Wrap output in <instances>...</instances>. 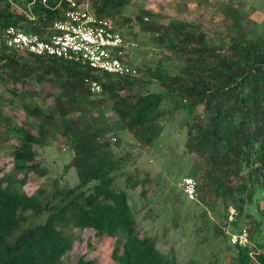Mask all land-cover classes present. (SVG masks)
Instances as JSON below:
<instances>
[{
  "label": "trees",
  "instance_id": "1",
  "mask_svg": "<svg viewBox=\"0 0 264 264\" xmlns=\"http://www.w3.org/2000/svg\"><path fill=\"white\" fill-rule=\"evenodd\" d=\"M12 1L23 9L32 2ZM89 1L92 11L118 30L115 17L128 0ZM59 3L33 4L35 19L30 20L9 0H0V82L12 85L6 102L0 96V128L12 159L10 172L0 166V264H65L74 230L114 238L116 264H178L173 254L158 250L153 237L140 234L126 189L145 186L148 179L133 180L128 155L119 156L111 142L126 131L141 147H151L162 135L165 116L174 112L185 114L184 154L190 160L187 175L196 182L195 202L225 221L233 206L234 231L242 229L241 218L250 219L246 247L231 245L225 230L212 224L219 251L234 264H264V39L241 33L246 17L234 7L227 14L238 32L216 43L188 21L163 23L141 8L134 17L139 30L163 57L155 67L135 65L137 77L6 47L8 27L46 34L60 17ZM127 56L122 61L133 65ZM87 79L97 81L101 92L92 93ZM166 103L169 110L163 109ZM7 106L22 114L19 124L5 112ZM57 137L72 152L64 171H74L77 184L61 186L53 179L48 189L25 191L48 176L34 147L48 146ZM252 209L259 219L248 213ZM207 214L202 211L200 218L208 224ZM216 257L207 264H220ZM72 264L95 262L82 255Z\"/></svg>",
  "mask_w": 264,
  "mask_h": 264
},
{
  "label": "rangeland",
  "instance_id": "2",
  "mask_svg": "<svg viewBox=\"0 0 264 264\" xmlns=\"http://www.w3.org/2000/svg\"><path fill=\"white\" fill-rule=\"evenodd\" d=\"M233 1L128 0L124 11L115 19L116 26L125 40L130 63L136 66L155 67L163 57V52L150 43V36L139 30L134 17L141 8L157 14V20L163 23L169 20L188 21L204 31L208 39L216 43L220 36L237 34L238 31L227 14L228 7H234L241 16L246 17L241 33L247 38L264 39V0ZM132 44L135 46L132 47ZM9 88H12L11 84L0 82V96L5 102L10 97ZM43 88L46 89L45 92L49 90L48 86ZM150 88L155 90V85ZM163 109L169 110V104L166 103ZM4 110L13 115L16 124L23 118L22 114L9 109L8 106ZM201 110L199 107L196 112L201 113ZM184 116L185 114L181 112L167 114L166 121L163 122L162 135L151 147H141L126 131L117 133L114 136L115 142L111 140L119 156L128 155L127 171L132 179L141 180L145 176L148 179L145 186L126 189L138 230L141 235L153 237L158 250L167 256L173 254L178 264H186L189 260L207 264L213 262L217 258L216 255L220 264H234L227 254L219 251L220 244L215 242L211 229L212 224H219L225 231L234 232V225L227 226L225 219L214 215L202 204L191 203L182 193L180 182L183 178L189 177L187 172L190 166V160L184 154L186 131ZM34 149L37 162L47 168L48 176L26 185L25 191L32 192L39 187L48 189L53 179H57L61 186L77 184L75 172L64 171V167L72 158V152L62 139L57 137L50 145L35 146ZM10 153V143L5 140L3 129L0 128V166L4 172L12 170ZM204 210L208 212V224L204 218H200V213ZM248 213L259 219L253 209L248 210ZM240 220L239 227L248 229L250 219L244 217ZM73 233L76 239L65 258V264L75 263L82 255L93 260L95 264H116L112 259L114 238L97 237L91 230H74ZM250 264L256 263L252 260Z\"/></svg>",
  "mask_w": 264,
  "mask_h": 264
},
{
  "label": "built area",
  "instance_id": "3",
  "mask_svg": "<svg viewBox=\"0 0 264 264\" xmlns=\"http://www.w3.org/2000/svg\"><path fill=\"white\" fill-rule=\"evenodd\" d=\"M9 1L19 12L34 20L30 7L35 3L45 5L48 0H32L26 9L12 0ZM61 4L65 7L63 8ZM57 7L60 9V17L52 22L46 34L40 36L25 33L17 27H8L4 32L6 47L36 57L76 63L96 72L122 77L138 76L136 66L121 59L127 54L123 36L109 20L97 16L92 11L89 0H60ZM86 81L92 93L101 92V86L97 81L91 79ZM112 141L115 142V138H112ZM180 186L188 201H197V187L193 178H183ZM226 212L225 223L229 226L235 220L237 210L229 206ZM225 232L231 245L246 247L250 243L248 231L244 228Z\"/></svg>",
  "mask_w": 264,
  "mask_h": 264
},
{
  "label": "crops",
  "instance_id": "4",
  "mask_svg": "<svg viewBox=\"0 0 264 264\" xmlns=\"http://www.w3.org/2000/svg\"><path fill=\"white\" fill-rule=\"evenodd\" d=\"M127 54H128V56L127 57H129V53L127 52Z\"/></svg>",
  "mask_w": 264,
  "mask_h": 264
}]
</instances>
